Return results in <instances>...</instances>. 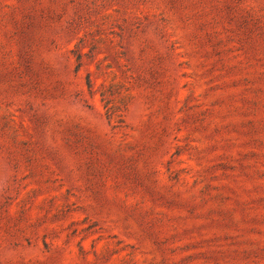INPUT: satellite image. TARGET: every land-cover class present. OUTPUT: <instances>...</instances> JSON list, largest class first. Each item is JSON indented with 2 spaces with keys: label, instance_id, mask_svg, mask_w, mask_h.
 I'll use <instances>...</instances> for the list:
<instances>
[{
  "label": "rangeland",
  "instance_id": "obj_1",
  "mask_svg": "<svg viewBox=\"0 0 264 264\" xmlns=\"http://www.w3.org/2000/svg\"><path fill=\"white\" fill-rule=\"evenodd\" d=\"M0 264H264V0H0Z\"/></svg>",
  "mask_w": 264,
  "mask_h": 264
}]
</instances>
